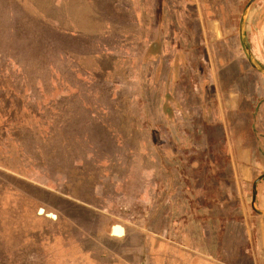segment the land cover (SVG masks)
Masks as SVG:
<instances>
[{"label": "rangeland", "instance_id": "1", "mask_svg": "<svg viewBox=\"0 0 264 264\" xmlns=\"http://www.w3.org/2000/svg\"><path fill=\"white\" fill-rule=\"evenodd\" d=\"M256 1L137 0L143 10L137 20L134 0H0V264H109L106 246L73 240L68 220H59L66 238L49 240L54 228L38 212L46 205L52 211L55 202L37 196L33 185L109 205L117 218L141 212L143 167L158 165L161 146L200 140L173 131L184 116L168 121V67L161 63L157 73L153 63L167 54H145L156 14L175 20L171 34L164 14L159 37L176 36L188 52L193 69L183 73L182 89L188 93L208 71L200 70L204 42L214 36L208 20L226 16L230 42L249 47V15L260 12L264 20ZM228 50L225 59L232 57Z\"/></svg>", "mask_w": 264, "mask_h": 264}, {"label": "crops", "instance_id": "2", "mask_svg": "<svg viewBox=\"0 0 264 264\" xmlns=\"http://www.w3.org/2000/svg\"><path fill=\"white\" fill-rule=\"evenodd\" d=\"M257 1L264 5V0ZM134 4L136 14L143 11L137 8V0ZM236 4H240L239 0ZM159 14L155 17L158 27L165 13L162 18ZM168 16L165 14V21H169L168 31L173 34L175 20ZM141 18V13L137 14V20ZM226 19L221 15L208 20L214 36L210 42H204V65L200 68L208 71L191 92L183 93V73L193 67L176 36L174 40L162 39L157 27L145 47V54H167L153 61L157 73L161 63L166 62L168 67L166 105L172 112L167 115L161 106L163 117L169 116L171 122L170 119L184 116L187 124L181 129L173 125V131L196 134L200 140L165 147L164 162L155 158L158 165L151 169L143 167L144 183L136 190V200L145 207L135 216L124 213L117 218L109 205L95 206L75 195L39 187L41 198L52 197L47 193L55 195L52 211L46 205L40 216L54 228V232H49L51 240L66 238L59 231V220L63 219L69 221L72 233L76 231L73 240L105 245L109 264H264V177L257 182L254 206L252 192L253 183L264 175V72L257 68L264 64V20L260 12L249 15L248 50L239 47L238 39V45L230 42L234 30L223 28ZM159 45L161 51H154ZM225 49H229L231 58L221 55ZM249 54L257 61L251 62ZM193 97L194 104L190 102ZM195 118L200 120L199 124H193ZM206 122L221 127L224 143L220 156L208 157L212 149L218 150L214 141L218 132ZM196 154L202 156L193 158ZM222 157L227 161V169L223 168ZM205 170L210 178L205 177ZM217 173L224 177L219 184L212 181ZM118 180L119 187L129 181L126 176ZM122 190H118L120 197L128 198L129 193L123 191L121 195ZM46 213L55 214V218ZM115 225L123 227L122 236L114 235ZM89 256L88 252L87 259Z\"/></svg>", "mask_w": 264, "mask_h": 264}, {"label": "trees", "instance_id": "3", "mask_svg": "<svg viewBox=\"0 0 264 264\" xmlns=\"http://www.w3.org/2000/svg\"><path fill=\"white\" fill-rule=\"evenodd\" d=\"M161 46V45H160ZM157 49V51H159V46H157V48H155L154 50H156ZM151 53L152 52H150L149 54L151 55ZM148 54V55H149ZM155 54H160L159 52L157 53H155ZM166 113V112H165ZM206 124L207 125H213V123H210L209 124V122H206ZM213 128L212 129H214L216 132H218V137L217 138H215L214 139V141L216 140V149L218 148V150H215V149H212V153H209V155H208V157H217V156H220L221 154L219 153L220 151H223V148H222V146H223V143H224V135H223V133H222V131H221V127L218 125V124H214L213 126H212ZM159 132H162V130H158L157 131V133H159ZM209 141H210V139H209ZM170 143L168 144V146H165V147H169V148H171L170 147ZM164 147V148H165ZM160 150V159L164 162V153H163V147L161 146L160 148H159ZM223 155V154H222ZM202 155H198V154H196V155H194L193 156V158H200ZM222 159H224V157H222ZM224 165H223V168L224 169H227V161L224 159ZM166 167V165L164 166V168ZM202 169V168H201ZM204 171V170H203ZM207 172H206V170H205V174H206ZM220 174H222V173H217V175H215L214 177H212V181H213V179L216 181V183L218 182V184L220 183V181L221 180H223L224 179V177L223 176H221ZM205 177H211V175H209L208 173L205 175ZM208 178V179H209ZM214 181V182H215ZM210 182V181H209ZM209 182L207 181V183L209 184ZM36 187L33 185V189H31V190H34L35 192V194L37 195V196H39V197H41V192L40 191H37L38 189L39 190H41L40 188H38V189H35ZM30 190V191H31ZM23 192H25L26 190H22ZM27 195V194H26ZM28 196V195H27ZM28 198H29V196H28ZM35 198H37V197H35ZM51 199H52V197H51ZM54 203V202H53ZM56 203H54V205H55ZM41 232H43V230H40ZM46 236V235H45ZM44 237V236H43ZM47 237V236H46ZM46 237H44L43 239L44 240H47V238ZM49 240H51V239H49Z\"/></svg>", "mask_w": 264, "mask_h": 264}, {"label": "water", "instance_id": "4", "mask_svg": "<svg viewBox=\"0 0 264 264\" xmlns=\"http://www.w3.org/2000/svg\"><path fill=\"white\" fill-rule=\"evenodd\" d=\"M217 28H218V33H219V31H220L219 30V26H217ZM243 47L245 49H248L249 50V48H248V46H247L246 43H243ZM249 56H250L251 62H253L254 60H253V57L251 56V54H249ZM257 68H258L259 71L264 72V68L260 67V65H257ZM263 177H264V175L261 176L258 180H256L253 183V189H252V192H253V206H254V200H255V196H256V192H257V182L261 178H263ZM43 213H44V209L43 208H40L39 209V214H43ZM46 216L51 217V218H55V214H53V213H46ZM113 231H114V235H116V236H122V234H123V227H121L120 225H115L113 227Z\"/></svg>", "mask_w": 264, "mask_h": 264}]
</instances>
